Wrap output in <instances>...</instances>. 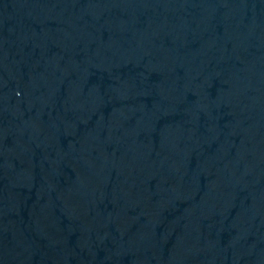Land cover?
Masks as SVG:
<instances>
[{
    "label": "water",
    "instance_id": "95a60500",
    "mask_svg": "<svg viewBox=\"0 0 264 264\" xmlns=\"http://www.w3.org/2000/svg\"><path fill=\"white\" fill-rule=\"evenodd\" d=\"M0 264H74L39 182L1 110Z\"/></svg>",
    "mask_w": 264,
    "mask_h": 264
}]
</instances>
